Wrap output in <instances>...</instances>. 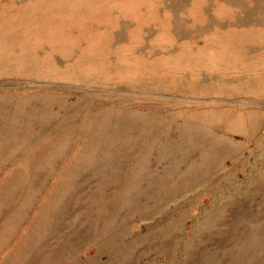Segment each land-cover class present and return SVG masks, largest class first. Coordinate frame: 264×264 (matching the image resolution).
I'll return each instance as SVG.
<instances>
[{
	"label": "rangeland",
	"instance_id": "rangeland-1",
	"mask_svg": "<svg viewBox=\"0 0 264 264\" xmlns=\"http://www.w3.org/2000/svg\"><path fill=\"white\" fill-rule=\"evenodd\" d=\"M0 264H264V0H0Z\"/></svg>",
	"mask_w": 264,
	"mask_h": 264
}]
</instances>
